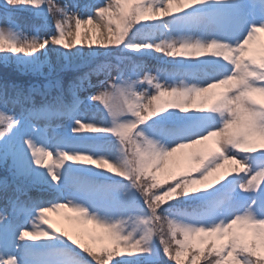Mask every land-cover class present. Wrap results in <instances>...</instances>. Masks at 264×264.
Returning a JSON list of instances; mask_svg holds the SVG:
<instances>
[{"label":"snow or ice","instance_id":"6c2138e0","mask_svg":"<svg viewBox=\"0 0 264 264\" xmlns=\"http://www.w3.org/2000/svg\"><path fill=\"white\" fill-rule=\"evenodd\" d=\"M0 203V264H264V0H0Z\"/></svg>","mask_w":264,"mask_h":264},{"label":"rangeland","instance_id":"374dc122","mask_svg":"<svg viewBox=\"0 0 264 264\" xmlns=\"http://www.w3.org/2000/svg\"><path fill=\"white\" fill-rule=\"evenodd\" d=\"M58 2H60V3H68L70 6L73 4V3H78V4H80L81 6L84 4V3H87V2H89V0H58ZM97 2H104V0H97ZM26 13L27 12H22V13H18V14H20V15H22V16H25V17H22V16H19V18H20V23H21V25L22 26H24L25 27V30L26 31H30V29L27 27L28 26V24H30L32 21H31V18L30 17H28L27 15H26ZM82 31H83V29H82ZM46 33H44V32H42L41 33V35H45ZM70 39V38H69ZM78 47L80 46V45H77ZM156 55H161V54H156ZM148 61V63H149V66L150 67H153V69H155V67H157L156 65H158L159 66V64H154L153 62H150V60H147ZM88 113H89V115H97L98 116V109H97V107H92V108H90L89 110H88ZM0 206H2V203H0ZM66 212V210H62L61 211V216L64 214ZM68 215H72L71 213H68ZM52 218L54 219V220H56V219H59L60 217H58V216H56V215H53L52 216Z\"/></svg>","mask_w":264,"mask_h":264}]
</instances>
